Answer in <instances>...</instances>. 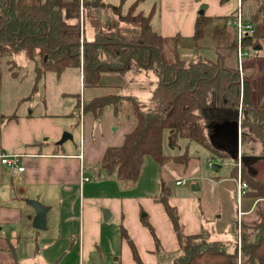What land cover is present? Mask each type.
Listing matches in <instances>:
<instances>
[{
    "label": "trees",
    "instance_id": "trees-1",
    "mask_svg": "<svg viewBox=\"0 0 264 264\" xmlns=\"http://www.w3.org/2000/svg\"><path fill=\"white\" fill-rule=\"evenodd\" d=\"M145 1L136 0L125 15L121 6L113 7L122 23L139 25V33L100 29L93 40H88L80 24L81 0H0V53L12 57L8 62L11 71L17 56L23 55L27 61H34L37 83L48 72L60 76L67 69L82 70L85 87L99 86L105 73H156L157 81L146 109L140 99L132 95H110L83 105V112L92 113L97 121L110 106L114 107L117 117L124 114L136 119L137 125L126 135L124 144L108 148L101 162L102 170L115 174L122 182L138 180L147 156L161 166L170 161L163 151L166 131L172 149L179 147V141L185 139L196 141L210 152L222 153L226 151L217 148L210 137L227 124H240L243 132L260 140L264 156V108L248 98L243 101L240 113L239 69L226 67L221 55L213 61L198 52L205 27L215 19L199 16L194 37L197 54L184 60L177 52L180 38H166L155 32L151 25L152 14L146 16L143 11H138ZM220 1L226 4L234 0ZM240 2V8L224 20L235 22L240 11L243 23L253 27V31L242 38L243 53L247 49L256 51L258 47L261 50L264 0ZM83 6L112 8L103 0H83ZM234 47L238 48V42ZM168 52L173 59L168 58ZM13 75L17 76V73ZM236 171L234 168L233 174ZM244 177L241 173V179L247 184L245 196L251 195L253 201L264 199V180L250 174ZM169 197L170 189L162 182L161 194L156 201L163 205L180 246V254L173 264H264V214L260 216L261 222L253 227L257 231L255 240H249L245 229L239 249L238 243L232 246L227 242L211 241L202 234H184L178 210L171 205ZM144 223L154 236L159 252L161 244L153 227L145 220ZM121 234L128 241L135 262L144 264L123 227Z\"/></svg>",
    "mask_w": 264,
    "mask_h": 264
},
{
    "label": "crops",
    "instance_id": "crops-1",
    "mask_svg": "<svg viewBox=\"0 0 264 264\" xmlns=\"http://www.w3.org/2000/svg\"><path fill=\"white\" fill-rule=\"evenodd\" d=\"M147 3L151 7L147 16L152 14L151 25L155 32L166 38L178 36L180 42L185 44L182 51L193 48L192 51L181 53L188 60L197 54L194 37L199 16L213 18L216 23L225 21L230 26L234 22L224 19L239 7L238 0L226 4H222L220 0H146L141 5ZM198 52L213 61L220 56L214 51L204 50L202 46ZM72 70L76 71L81 81L80 91L70 94L75 95L78 100L76 108L80 112L79 118L70 112L62 115L47 111L14 112L1 116L0 157L7 151L22 154L21 165L25 167L23 173L16 174L0 158V234L6 230L5 238H1L0 248L3 252L13 253L12 258L6 257L5 264H60V256H68L63 264H74V261L87 264L91 259L94 264H107L110 255L118 257L117 263L125 264L123 255L125 258L129 257L132 250L130 247L129 250L126 248L121 227L134 241L145 264H173L180 254V246L172 223L163 205L156 201L160 195H146V183H142L147 169L152 168L151 173L148 172L152 179L157 171L156 164L162 166L147 156L136 182H122L115 174L110 175L101 169L107 149L124 144L126 135L137 125L136 119L125 117L117 121L114 107L110 106L97 121L92 113H84L81 109L85 103L96 98L110 95L136 96L133 93L125 94L121 87L125 79L132 77L133 72L126 75L105 73L99 86L85 87L82 70ZM67 71L70 69L64 73ZM64 73L57 75L59 80ZM131 79L135 80V77ZM252 89L249 84L245 85L247 99L253 98ZM62 93L63 97L68 95L66 91ZM256 102L261 105L259 100ZM104 119L108 128L106 137L103 134L97 137L99 130L97 131L96 124L100 125ZM113 127L115 130L112 135L110 128ZM237 127L241 134L243 131L240 124ZM66 133L73 138L61 143ZM216 133L210 137L211 142L217 148H226L219 143L222 141L221 136L212 140ZM238 143L241 152L240 138ZM149 158L154 162L151 163ZM238 161L240 162L239 158ZM241 165L244 166L243 161ZM84 178L89 181L85 182ZM159 179L157 175L153 182L158 191L163 182L159 183ZM32 202H38L48 209L47 228L44 230L34 227L36 211L31 205ZM260 202L242 196L237 204V221L239 226L246 228L249 240L250 229L253 228L249 224L257 219L255 209ZM104 210L110 213L108 221H105ZM143 212L145 213L142 214ZM144 220L155 231L161 244L160 253H155V238ZM236 222L231 231H226L225 241L218 239L215 231L210 229L204 230L205 235L200 233L202 229L185 233L202 234L211 241L234 244L243 233L238 232ZM180 223L182 229V217ZM147 231L150 233L148 238ZM150 237L154 238L153 241ZM145 242L147 245L143 247ZM142 250L147 251L148 259L144 258Z\"/></svg>",
    "mask_w": 264,
    "mask_h": 264
},
{
    "label": "rangeland",
    "instance_id": "rangeland-1",
    "mask_svg": "<svg viewBox=\"0 0 264 264\" xmlns=\"http://www.w3.org/2000/svg\"><path fill=\"white\" fill-rule=\"evenodd\" d=\"M81 1L80 24L88 40L94 38L95 33L100 29H119L125 34H137L140 32L139 25L122 23L119 20L118 14L113 9V7L121 6L122 14L125 15L136 0H103L105 3L110 4L112 8H85L83 6V0ZM240 1L238 0V9L241 5ZM150 9V3H147L141 5V7L139 6L138 11H144V14L147 16ZM203 34L204 38L200 41V46L204 50L214 51L223 56L226 67L238 68L239 70L242 67L244 73L240 71V82L243 90V82L245 81V85L249 84L253 88L252 99L255 101L259 100L261 103L260 107L264 108V42L261 43V50L254 51L247 49L242 57V62H240L239 45L237 49L234 47L239 41V29L235 22L229 26L224 21L219 23L212 21L205 27ZM184 45L179 40L177 52L180 58L188 60L183 58L181 53L192 51L193 48L182 51V48H185ZM167 56L169 59H173V56L169 52ZM11 60L12 57L2 56L0 53V121L3 115L7 116L14 112L24 113L30 111H34V113L41 111H47V113L58 112L62 113V115L70 112L79 118L78 114L80 112L76 108L78 100L75 95H70L76 90L80 91L81 81L76 71L70 69V71L64 73L60 80L57 74L50 72L45 74L43 79L37 83L36 63L34 61H27L23 55L17 56L15 58L16 65H14V69L11 71V66L8 63ZM14 72L17 73V76L13 75ZM132 77H135V80H132ZM132 77L128 80L125 79L121 87L125 94L133 93L139 97L142 107L146 109L150 106L149 97L157 81L156 73L153 71L142 72L138 76L132 73ZM63 91H66L68 95L63 97ZM26 102L30 109L25 104ZM45 108L46 110H44ZM239 109L241 111L240 113H242L243 101L240 102ZM122 118H125L124 114L119 115L116 120L118 121ZM239 122L241 123V114L239 116ZM106 126L105 119L100 125L96 124L97 131L99 130L97 137L101 134L106 137V131L108 130ZM73 129L75 130L76 128ZM114 130V127L110 128L112 135ZM168 135L169 133L166 131L163 140V151L171 160L162 167L154 163L157 166L156 174H154L155 177L158 175V178L163 179H159V183L162 181L166 182L170 189V202L177 207L179 215L182 217V232L187 234L185 231H199V229H202L200 233L205 235L204 230L210 229L215 231V236H218V239L225 241L226 231H231L232 225L238 219V201L241 200L242 196H245L247 191V189H243L242 193L239 191V176L241 177V173H244L245 177L250 174L258 179L264 180L262 143L247 132H241L240 134L235 123L234 125H225L216 133L215 137H212V140H215L218 136H221L220 139L222 141H219V143L228 148H219L226 151L222 153L210 152L206 147L196 141H188L185 139L179 141V147L172 149L169 146ZM239 138L241 152L239 151ZM10 153L12 152L7 151L2 154ZM237 158H239L240 162H237ZM149 160L151 163L154 162L153 159L149 158ZM242 161L244 166L241 165ZM210 164L212 167H210ZM234 168L237 171L233 174ZM151 171L152 168L147 169L142 179L143 185L144 182L146 183L144 190L146 191V195L159 196L161 193L160 184V190L158 191L157 186L154 187L155 183L153 184L155 177L151 179L149 174ZM177 182H185L186 184L178 186L176 185ZM241 183L246 182L244 179H241ZM193 186H196L199 190H193ZM250 196L248 195V198L251 199ZM259 201L261 202L258 204V208L255 209L257 219L249 224L251 227H255L256 224L260 223V216L264 214V199H260ZM236 223L238 225V232H245L246 228L244 229L243 226H239V221ZM5 233L6 230L4 229L0 234V241H2L1 238H5ZM256 233L255 228L250 229L251 242L255 240ZM149 234L147 231V238ZM204 238L206 237L204 236ZM153 239L150 237V240L153 241ZM123 240L127 244L126 248L129 250L130 245L128 241L126 239ZM240 240L241 238H237V241L232 246H235L238 242L240 249ZM153 243L156 246L155 253H160L161 250L159 252L157 251L156 241ZM146 245L147 242L143 244V247ZM0 252H2L0 253V264H5L7 256L12 258L13 253L8 251L3 252L1 248ZM142 254L145 259H148L149 256L146 250H142ZM67 258L68 256L66 258L60 256L58 259L59 263L63 264ZM108 258L110 259L107 264H119L116 262L118 257L110 255ZM123 259L125 264H137L133 258L132 251L131 254L129 252V257L125 258V255H123ZM90 261L87 264H94L92 259ZM142 261L145 264L143 259ZM74 264H78V262L74 261Z\"/></svg>",
    "mask_w": 264,
    "mask_h": 264
},
{
    "label": "built area",
    "instance_id": "built-area-1",
    "mask_svg": "<svg viewBox=\"0 0 264 264\" xmlns=\"http://www.w3.org/2000/svg\"><path fill=\"white\" fill-rule=\"evenodd\" d=\"M235 24L238 26V29H239L238 45H239V58H240V62H241L242 57L244 56V53H243L242 48H241L242 38L245 34L252 32V26L243 23V19H242V15H241L240 11L238 13V17H237V20L235 21ZM241 107H242V104H241ZM81 109L83 110V107H81ZM22 157H23L22 154L10 153V154H2L0 158H1V162L4 165L11 167L16 174H21L25 171V167L21 165ZM81 158H82V156H81ZM210 167H212L211 164H210ZM239 179H240L239 180V184H240L239 191H241V193H242L243 189H247V184L241 183V177H239ZM84 181L88 182L89 179L84 178ZM185 184H186L185 182H177L176 183V185H185Z\"/></svg>",
    "mask_w": 264,
    "mask_h": 264
},
{
    "label": "water",
    "instance_id": "water-1",
    "mask_svg": "<svg viewBox=\"0 0 264 264\" xmlns=\"http://www.w3.org/2000/svg\"><path fill=\"white\" fill-rule=\"evenodd\" d=\"M260 48L258 47L257 50H259ZM243 95L245 100H247V91H243ZM73 137L71 136V134L66 133L64 134L61 143L66 142L67 140H71ZM193 190H199V188H197L196 186H193ZM31 205L33 206V208L36 211V217L34 219V227L39 229V230H44L47 228V212L48 209L46 207H44L42 204L38 203V202H32ZM104 218L105 221H108L110 218V213L109 211L104 210Z\"/></svg>",
    "mask_w": 264,
    "mask_h": 264
},
{
    "label": "flooded vegetation",
    "instance_id": "flooded-vegetation-1",
    "mask_svg": "<svg viewBox=\"0 0 264 264\" xmlns=\"http://www.w3.org/2000/svg\"><path fill=\"white\" fill-rule=\"evenodd\" d=\"M241 62H242V60H241ZM239 71H241V72L244 73V69H243L242 67L240 68ZM244 83H245V81L243 82V85H244V88H245V84H244ZM243 91H244V90H243V88H242V100H241V101H244V100H245L244 95H243Z\"/></svg>",
    "mask_w": 264,
    "mask_h": 264
}]
</instances>
